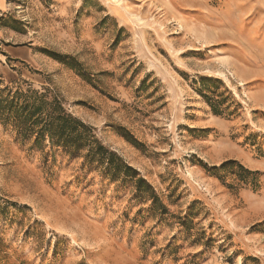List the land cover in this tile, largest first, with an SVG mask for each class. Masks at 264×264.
Listing matches in <instances>:
<instances>
[{
	"label": "rangeland",
	"instance_id": "obj_1",
	"mask_svg": "<svg viewBox=\"0 0 264 264\" xmlns=\"http://www.w3.org/2000/svg\"><path fill=\"white\" fill-rule=\"evenodd\" d=\"M6 1L0 264H264V0Z\"/></svg>",
	"mask_w": 264,
	"mask_h": 264
},
{
	"label": "crops",
	"instance_id": "obj_2",
	"mask_svg": "<svg viewBox=\"0 0 264 264\" xmlns=\"http://www.w3.org/2000/svg\"><path fill=\"white\" fill-rule=\"evenodd\" d=\"M10 7H8L6 0H0V84L14 85L21 80H29V84H32V80L27 78L24 69L17 66L14 67L15 63H22L25 65L28 62V54H30L31 48L23 45L10 44L9 40L13 38L12 34L17 31L14 30L11 23L6 19L9 15ZM13 72L9 74L7 71Z\"/></svg>",
	"mask_w": 264,
	"mask_h": 264
},
{
	"label": "trees",
	"instance_id": "obj_3",
	"mask_svg": "<svg viewBox=\"0 0 264 264\" xmlns=\"http://www.w3.org/2000/svg\"><path fill=\"white\" fill-rule=\"evenodd\" d=\"M57 118L60 120V123L62 122L63 124H68V123L78 124V125H81L82 127H84L85 131L90 130L89 127L84 126L82 123H80L78 120H76L75 118H73L70 115H59ZM125 166L129 170H134L131 166H127V165H125ZM139 180L141 182H144L142 178H140Z\"/></svg>",
	"mask_w": 264,
	"mask_h": 264
}]
</instances>
